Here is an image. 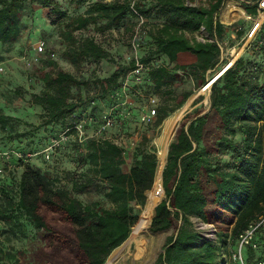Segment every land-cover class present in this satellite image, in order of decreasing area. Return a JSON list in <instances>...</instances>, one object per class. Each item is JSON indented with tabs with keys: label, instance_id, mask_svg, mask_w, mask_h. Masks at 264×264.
<instances>
[{
	"label": "trees",
	"instance_id": "obj_1",
	"mask_svg": "<svg viewBox=\"0 0 264 264\" xmlns=\"http://www.w3.org/2000/svg\"><path fill=\"white\" fill-rule=\"evenodd\" d=\"M224 1L70 0L79 9L73 14L60 0H0V43L21 37L23 11L28 3H36L54 15L67 57L97 66L113 63L107 75L99 74L97 66L79 75L57 68L50 53L46 61L51 68L39 69L41 87L27 100L39 109V122L26 132L15 129L23 118L19 111L0 107V151L22 154L12 156L11 165H0L7 169L0 175V220L4 233L27 240L19 249H4L0 243V264H104L129 237L159 164L147 131L182 107L210 79L208 72L222 64L226 27L219 11ZM246 1V12L257 15L259 0ZM89 29L129 33L130 50L132 42L137 43L135 54L119 60L96 34H85ZM196 32L206 36L198 39ZM235 33L240 37L243 31ZM181 52L193 54L195 61L178 62ZM137 61L142 70L129 75L123 90ZM182 75L191 77L192 90L178 92ZM124 99L129 100L127 106ZM202 99L199 95L193 100L194 107L180 118L168 146L164 198L155 205L149 228H171L172 233L152 264H231L238 235L264 214V23L212 82L208 105L195 106ZM148 106L155 108V115L146 123L140 117ZM126 109L130 115L125 117ZM110 110L116 121L100 131ZM83 119L79 137L75 125ZM40 128L48 130L47 137L56 131L67 136L52 152L66 149L70 154L73 166L64 170V182L27 162L29 154L38 151V140L33 139ZM136 131L141 135L137 142L114 141ZM6 136L18 140L17 145L12 148ZM27 137L34 143L20 145ZM90 185L103 187V193L84 202L79 193ZM137 205L143 206L141 212ZM194 218L212 224L214 236L197 228ZM254 241L257 247L244 251L248 264L264 257V229Z\"/></svg>",
	"mask_w": 264,
	"mask_h": 264
},
{
	"label": "rangeland",
	"instance_id": "obj_2",
	"mask_svg": "<svg viewBox=\"0 0 264 264\" xmlns=\"http://www.w3.org/2000/svg\"><path fill=\"white\" fill-rule=\"evenodd\" d=\"M248 1H249L248 3L250 4L253 3L250 0ZM60 2L62 6H64V8L70 11V13L75 14L79 11L78 8H75V6L70 3V0H60ZM186 2L189 4L199 5L200 3H205L206 0H186ZM232 5L236 6V10L232 12L231 16L222 18L225 10ZM258 15H259L258 12L257 15L255 16L249 15L246 12V9L244 8L243 0L224 1L223 6L219 11V19L226 27L225 37L223 42L221 43L222 64L218 65L214 70L209 71L207 75L208 78L212 77L230 59L237 58L240 54L243 53L246 45L253 39V37H251L249 34L250 31L252 30V27L255 24ZM22 20H23L24 28L21 37L14 43H9V44L0 43V66L3 67V70L0 71V107L5 106L6 108L15 109L19 111V113L23 118L19 123L15 124L16 126L15 129L18 132H24V131L26 132L27 130L30 129L31 124L35 125L39 122V118H38L39 109L37 107L28 104L27 100L29 98L30 92L32 91L36 92L41 87L42 83L39 80V69L51 68L46 61L50 53L52 54L53 52L55 54L53 58L57 62V68H63L75 74H79V75L84 73L89 74V70L92 67L97 66L95 64H90L86 62L85 64L84 62H75L64 54V49H66L65 42H63V40L59 35V26L57 24H54V15L48 9H45L36 3H28L23 11ZM261 23H264V20H262ZM140 27L143 28V24ZM237 29H241L243 31V34L240 37H238L235 33ZM87 33L96 34L97 40L102 42L106 47H108L113 52H115V54L118 55V58H120L119 60H122L121 57L123 56L125 57L128 55L135 54V51L130 50L129 48L130 47L129 33L122 32L121 30L118 32L114 30L101 34L92 29H89V31H87L85 34ZM195 35L198 39L202 40L204 39V36H206V33L196 32ZM38 41L44 42L46 51L42 53L35 52L34 46L37 44ZM192 56L194 58V55H190V53H186L185 55L181 56L179 62H181V60H183L184 62H189ZM112 66H113L112 62L103 61L97 66L98 67L97 72L101 75H107L112 70L113 68ZM55 68L56 66L54 67V69ZM16 89H18L19 91L21 90L22 93L21 96L18 94V91H15ZM192 89H193V81L191 77L187 75L183 76L182 81L178 86V92L188 91ZM201 89L202 88L196 90L189 97L190 99L192 98V100L190 104H188V107L184 109L181 117L188 110H191L194 107L192 106V102L199 95H202L203 99L195 106H198L201 103L208 105V102L205 101V97L209 95V90L202 91ZM152 107L153 106L150 107L148 106L147 109ZM147 109L145 110L146 112ZM132 127L134 128V126ZM162 129H163V123L158 128H155L154 130L150 129L149 131H147L148 136L151 138V143H153L154 146L157 147L156 148L157 158H158V150L160 148V143L157 139L161 135ZM57 132L58 131L54 132V135L47 137L49 136L47 129L40 128L39 130H37L36 136H34L35 140L33 139V141L36 142L38 140L39 148L37 152L30 155L29 160L27 162L33 164L34 166L40 167L43 170L48 171V173L50 172L53 176H58V178H61V182H64L66 180V178H64L65 176L64 170L72 168L73 166L69 152L66 149H62V150L56 149L55 152L52 153L50 158H45V152H44L45 149L49 146L52 139L58 138ZM127 134L126 133L121 134L123 140L127 142L130 140V143H134L140 140L141 135L138 134L137 131L129 135ZM115 135L117 134H114V136ZM3 138H6L8 139L9 142H11V143L6 142V143H8L12 148L15 147L18 143V140H14L13 138L9 139L7 138V136ZM116 139L117 138L115 137V140ZM33 141L30 139V137H27L24 138L23 142H19V144L20 145L21 144L25 145L27 143L30 144ZM120 141L121 139L118 140V142ZM3 142L5 141H2L1 145L4 144ZM128 153L130 154V151ZM0 165L7 166L9 164L8 162L3 161L0 158ZM4 171H5L4 174L6 175L7 169L5 168ZM150 190H154V188L152 187ZM150 190H148L147 192V196H146L147 200L149 198ZM154 191L159 196V198L156 199L155 202L156 205V203L159 202L162 198H164V196L161 198L162 194L160 195L161 192L160 189H155ZM102 193H103V187L97 188L96 185H90L83 192L79 193V197L84 202H90L95 199H98L99 196L102 195ZM162 193H163V189H162ZM137 207L140 208V212H141L143 206L140 207L139 205H137ZM142 215H143V211L139 219V222L134 228H132L131 231H134L139 227L141 223ZM194 222H195V226L201 229L203 233H205L207 236H212L211 233L209 232V230L214 228L212 224L202 223L195 218H194ZM5 227L6 226L4 222L0 220V243L4 249H11V248L19 249L25 246V244L27 243L26 238L22 237L21 235L15 236V235H11L10 233H4L3 229ZM150 232L154 235L156 234L157 240L155 241L156 244L148 248L149 249L148 251L150 253L149 255L142 254L140 256H137L135 244H130L129 246H125L122 249L121 251L122 255H120L114 261V264H152L156 260L158 254L162 251L166 237L172 233V229L169 228L155 232L150 230ZM126 240L117 248H115L111 252L110 256L114 253V251H116L118 248L123 246ZM110 256L108 257L110 258ZM109 258H107L106 261Z\"/></svg>",
	"mask_w": 264,
	"mask_h": 264
},
{
	"label": "built area",
	"instance_id": "obj_3",
	"mask_svg": "<svg viewBox=\"0 0 264 264\" xmlns=\"http://www.w3.org/2000/svg\"><path fill=\"white\" fill-rule=\"evenodd\" d=\"M264 10V0H259L258 1V8H257V12L258 14H260V12ZM251 17V16H249ZM144 18L140 17L139 18V23H143L144 22ZM261 22L260 24H258L256 26V24H254L252 30L250 31V36L254 37L255 33L258 31V29L261 26ZM256 26V28H255ZM255 28V29H254ZM254 29V31H253ZM203 40V39H202ZM35 48V52L37 53H42L43 51H45V44L43 41H38L37 44L34 46ZM132 47L133 50H136L137 48V43L135 41L132 42ZM55 56V54L52 52V58ZM232 64V63H231ZM230 64V65H231ZM143 65L141 63H139L138 61L136 62V66L134 68V70H132L131 72H129V74L126 76L124 83H123V90H125V86L128 83L129 80V75L131 74H139L142 70ZM3 70V67L0 66V71ZM138 78V77H137ZM155 100L152 99V102H154ZM122 104L124 105H128L129 104V100L124 99L122 101ZM113 108H111L112 110ZM111 110L107 112V116L105 118V121L103 122V124L101 125L100 131L103 129H107L111 126H113L114 122L116 121V119L114 117H112L111 115ZM125 117L130 115L129 114V110L126 109L125 112ZM155 115V108H149L147 109V112L142 113L140 120L142 122H150L153 120V117ZM83 123H84V119L79 121V123H77L75 125L76 129L79 132V137L83 136ZM67 136L65 135V132L61 133L58 138L56 139H52V141L50 142L49 146L45 149V158H50L51 153L54 151V149L63 141H66ZM121 139L120 142H118V140ZM122 136L118 137L116 140L114 139V141L118 144L122 143ZM31 155V154H29ZM12 156H17V157H22V154L18 151L15 150H11V149H5L0 151V158L4 161H10V159H12ZM11 165V164H9ZM4 169L2 166H0V175L3 173ZM260 229H264V214L260 215L256 220L252 221L251 223H249V225L247 226L246 229H244L237 237V243L235 244V246L231 249L230 252V262L231 264H248L244 255V251L245 248L247 246H251L252 248H256V242L254 241V238L256 236V233L260 230ZM213 230V234L212 236H214V231L215 228H212ZM254 264H264V257L262 258H255Z\"/></svg>",
	"mask_w": 264,
	"mask_h": 264
},
{
	"label": "bare ground",
	"instance_id": "obj_4",
	"mask_svg": "<svg viewBox=\"0 0 264 264\" xmlns=\"http://www.w3.org/2000/svg\"><path fill=\"white\" fill-rule=\"evenodd\" d=\"M235 3V2H234ZM236 10V6H230L228 9L225 10L223 17L226 18L227 16H231L232 12ZM264 20V11H261L258 17L256 18L255 24L256 26L260 24V22ZM255 26V28H256ZM253 28V27H252ZM254 28V29H255ZM253 29V31H254ZM233 61V58L230 59L227 63H225L213 76H215L224 66H229ZM212 76V77H213ZM210 77V79L212 78ZM210 83L208 86H206V83L204 84L203 88L201 89L202 91L209 90ZM200 92V91H199ZM198 92V93H199ZM192 98L188 99L182 107H180L176 112L172 113L169 115L163 122V129L161 132V135L158 137V141L160 143V148L158 150V165L154 177V183H153V188L155 189H160V195L162 194L161 198L164 196V191L162 193V168L164 166L165 160H166V155H167V150L169 146V142L172 138V134L175 131L178 121L184 111L185 108L188 107V104H190ZM205 101H208V96L205 97ZM154 190L149 191V198L145 204V207L143 209V215L141 218V223L137 229L134 231L130 232V236L126 240V242L118 248L114 253L110 256V258L105 261L104 264H114V261L122 255L121 251L125 246H129L130 244H135L136 246V255L140 256L142 254H147L149 255V249L151 246H153L155 243L156 239V234H152L149 230L150 226V218L153 214L154 210V205L156 202V199L159 198L157 193H155ZM160 198V199H161ZM211 235L213 234V230H209ZM161 234V233H159ZM163 234V233H162ZM160 246V245H159ZM134 247V246H133ZM160 248V247H159ZM131 250V249H130ZM142 259V258H141ZM135 260V259H133ZM120 263V262H118ZM142 263V262H141Z\"/></svg>",
	"mask_w": 264,
	"mask_h": 264
},
{
	"label": "water",
	"instance_id": "obj_5",
	"mask_svg": "<svg viewBox=\"0 0 264 264\" xmlns=\"http://www.w3.org/2000/svg\"><path fill=\"white\" fill-rule=\"evenodd\" d=\"M236 58L233 59L232 63L235 61ZM230 66V65H229ZM229 66H224L215 76H213L211 79H209L207 82H206V86H208V84L210 83V86L212 85V82ZM210 86H209V93H210ZM203 88V87H202ZM174 133V132H173ZM173 135V134H172ZM166 162V160H165ZM165 165V163H164ZM164 167V166H163ZM163 170V168H162ZM158 203V202H157ZM156 203V204H157ZM151 222V221H150ZM163 251V249H162Z\"/></svg>",
	"mask_w": 264,
	"mask_h": 264
},
{
	"label": "crops",
	"instance_id": "obj_6",
	"mask_svg": "<svg viewBox=\"0 0 264 264\" xmlns=\"http://www.w3.org/2000/svg\"><path fill=\"white\" fill-rule=\"evenodd\" d=\"M250 1L253 2L254 0H250ZM246 2H249V1H246ZM186 53H189V52H181V53H179V55H178V62H179V59L181 58V56L185 55ZM190 55H193V54H190ZM193 61H195V56H194V58L192 56V58H190V61L189 62H184L183 60H181L180 63H190V62H193Z\"/></svg>",
	"mask_w": 264,
	"mask_h": 264
}]
</instances>
